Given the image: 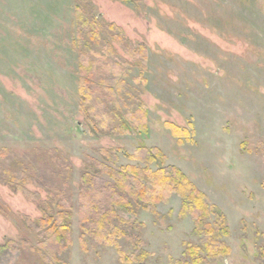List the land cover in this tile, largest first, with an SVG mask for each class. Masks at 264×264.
Masks as SVG:
<instances>
[{
    "label": "rangeland",
    "instance_id": "rangeland-1",
    "mask_svg": "<svg viewBox=\"0 0 264 264\" xmlns=\"http://www.w3.org/2000/svg\"><path fill=\"white\" fill-rule=\"evenodd\" d=\"M78 6L122 30L123 46L109 30L99 50L105 45L109 58L127 64L129 91L148 108L147 133L98 135L81 114ZM140 45L148 49L145 84L135 81L141 68L124 49ZM166 123L190 137L180 144ZM143 145L159 148L165 165L180 169L227 219L230 254L204 255L201 264H264V0H0V153L33 162L56 150L72 166L67 264H125L116 249L92 240L81 249L80 178L87 158L102 160L101 149L121 166L138 165L127 155ZM25 187L36 201L0 182V264H47L38 234L24 224L43 217L47 193L33 180ZM181 208L173 195L158 215L119 211L143 226L147 264H183L185 244H199Z\"/></svg>",
    "mask_w": 264,
    "mask_h": 264
},
{
    "label": "trees",
    "instance_id": "trees-1",
    "mask_svg": "<svg viewBox=\"0 0 264 264\" xmlns=\"http://www.w3.org/2000/svg\"><path fill=\"white\" fill-rule=\"evenodd\" d=\"M130 2L132 0H119ZM79 51L80 112L98 135H127L133 131H148V108L129 91L125 80L127 64L109 58L104 32L112 30L113 37L123 46L122 30L115 25H105L83 7H77ZM126 53L141 68L136 82L144 78L148 63V49L124 46ZM112 50V49H111ZM129 97L128 101L127 98ZM173 135L183 144L182 136L190 133L166 123ZM56 150L48 153L49 160L25 161L0 153V182L21 192L29 201L36 195L25 187L28 180L43 188L47 199L40 206L43 217L36 222L25 218L24 224L38 234L39 251L47 264H67L62 257L72 245L73 196L69 192L72 166ZM102 160L87 158L79 188L78 224L80 244L88 251L89 240L96 246L114 248L125 264H147L149 253L139 231L143 226L131 223L119 214L125 211L137 214L146 211L158 215L157 207L168 203L173 195L182 200L180 215L190 216L199 244L186 243L183 264H201L204 255L211 259L226 257L230 247L225 241L229 235L225 215L209 201L208 197L178 168L166 166V156L155 147L140 146L127 158L138 165H120V157L105 149L100 150ZM14 246L18 243L10 242ZM9 243V244H10ZM10 244V245H11ZM132 248L127 251L125 246ZM4 247H0L2 250Z\"/></svg>",
    "mask_w": 264,
    "mask_h": 264
}]
</instances>
